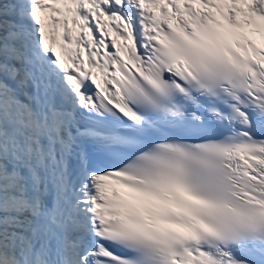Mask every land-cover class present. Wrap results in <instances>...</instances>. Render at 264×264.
<instances>
[{"label":"snow or ice","instance_id":"6c2138e0","mask_svg":"<svg viewBox=\"0 0 264 264\" xmlns=\"http://www.w3.org/2000/svg\"><path fill=\"white\" fill-rule=\"evenodd\" d=\"M0 264H264V0H0Z\"/></svg>","mask_w":264,"mask_h":264}]
</instances>
